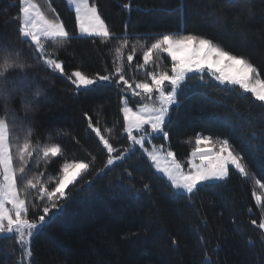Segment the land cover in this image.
Returning <instances> with one entry per match:
<instances>
[{
  "label": "trees",
  "instance_id": "1",
  "mask_svg": "<svg viewBox=\"0 0 264 264\" xmlns=\"http://www.w3.org/2000/svg\"><path fill=\"white\" fill-rule=\"evenodd\" d=\"M36 2L49 16L54 8L68 30L77 33L58 49L66 72L80 69L91 75L111 69L110 48L115 41L105 44L99 38L78 37L75 13L65 0ZM91 2L98 5L106 23L117 34L124 32L127 23L129 33L144 36L148 43L162 33L205 35L234 54L247 56L264 77V19L259 14L251 23L244 22L241 15L240 24L235 25L233 17L239 10L222 0ZM126 3L131 4L129 9L124 8ZM181 4L185 5L182 10ZM253 4L257 10L262 6L260 0H253ZM17 8L18 0H0V31L12 32L14 39L15 24L5 29L4 20L15 17ZM213 14H222L227 23L223 27L213 24ZM15 43L34 65L28 73L31 88L41 87L45 96L34 102V111L27 117L22 116L21 97L11 101V107L29 122L34 140L59 143L64 149L63 157L51 158L47 163L40 159L38 167L34 157L29 175L44 171L45 178L55 176L65 160L90 161L91 156L96 157L90 170L70 186L69 199L61 211L32 239L34 264H209L204 259L205 252L211 257L210 264H264L262 230L251 223L264 218L255 199V195L263 194L255 181L264 183V107L251 94L225 90L208 76L203 82H190L179 93V104L174 107L167 129L169 139L158 136L154 141L170 147L181 162L187 163L197 136L227 138L244 155L249 170V177L244 178L230 169L228 180L202 187L189 200L187 194L171 188L139 151L99 171L105 163L106 150L88 129L84 113L95 121L97 107L103 104L99 116L102 132L104 125L111 127L119 117L118 90L103 84L77 93L70 81L35 59L32 46L19 40ZM167 64L165 58L161 66ZM136 79L145 77L137 72ZM116 135L114 132L111 139L114 144ZM120 143L127 142L121 139ZM125 169L132 173L131 178ZM145 183L150 184L151 193L142 191ZM34 196L35 191L30 190L29 200ZM39 211L30 208V218ZM173 237L179 241L178 248L171 244ZM21 251L15 238L0 237V264H18Z\"/></svg>",
  "mask_w": 264,
  "mask_h": 264
},
{
  "label": "snow or ice",
  "instance_id": "2",
  "mask_svg": "<svg viewBox=\"0 0 264 264\" xmlns=\"http://www.w3.org/2000/svg\"><path fill=\"white\" fill-rule=\"evenodd\" d=\"M66 2L75 12L80 37L99 38L105 44L115 41L110 48L111 69L104 74L89 75L80 69L66 72L65 61L59 58L58 49L77 33L68 30L54 8L53 15L49 16L36 0H18L16 16L4 20L5 29L9 24H15V39L12 32L0 31V237L15 238L22 250L18 264H34L32 239L61 211L69 199L70 186H75L78 178L90 170L96 157L89 154L90 161L65 160L55 176L45 178L44 171L29 175V165L34 157L38 167L40 159L47 163L51 158L63 157L64 149L59 143L34 140L33 128L22 118L34 111V102H39L45 91L39 86L31 88L32 80L28 73L34 65L16 46V40L32 46L35 59L47 70L70 81L77 93L103 84L113 85L118 90L119 117L111 127L104 125L102 132L99 116L104 110L103 104L97 107L95 121L87 112L84 113L88 129L106 150V160L99 171L110 169L139 151L146 155L156 172L166 177L171 188L187 194L189 200L202 187L228 180L230 169L244 178L249 177V170L244 155L237 152L227 138L197 136L187 163L181 162L165 144L152 143L158 136L165 141L169 139L167 129L172 122L174 107L179 104V93L190 82L197 79L203 82L208 76L225 90L236 89L251 94L264 107V77L247 56L234 54L213 38L194 32L162 33L148 43L144 36L129 33L126 23L124 32L117 34L106 23L95 2ZM260 2L262 6L257 10L253 0H222V3L239 10L233 17L235 25L240 24L241 15L246 23H251L258 14L264 19V0ZM130 7L131 4H124L125 9ZM184 7L181 4V10ZM212 22L220 27L227 23L222 14H213ZM165 58L168 64L162 67ZM137 72H142L145 79L137 80ZM17 97H21L22 116L11 107V101ZM114 132L117 133L115 144L111 142ZM121 139L127 143H120ZM125 172L131 178L132 173L127 169ZM255 183L264 189L260 180ZM132 187L135 189V184ZM30 190L35 191L32 201L29 200ZM151 190L150 184L143 185L142 191L151 193ZM255 199L264 217V196L255 195ZM30 208L40 211L30 218ZM204 223L207 224L206 219ZM251 223L262 230L260 240L264 244V218L259 223L253 219ZM200 239L203 241L204 237ZM171 244L178 248L179 241L173 237ZM204 259L210 264L211 257L207 252Z\"/></svg>",
  "mask_w": 264,
  "mask_h": 264
},
{
  "label": "rangeland",
  "instance_id": "3",
  "mask_svg": "<svg viewBox=\"0 0 264 264\" xmlns=\"http://www.w3.org/2000/svg\"><path fill=\"white\" fill-rule=\"evenodd\" d=\"M66 1V0H65ZM67 3V2H66ZM90 3H91V0H90ZM67 6L69 7V9H71L73 12H74V10L69 6V4L67 3ZM75 13V12H74ZM77 32H78V26H77ZM78 37H80L79 35H78ZM81 38H91V37H81ZM83 90V89H82ZM152 143H155V144H159V143H156L154 140L152 141ZM190 158H191V155H190ZM189 158V159H190ZM158 173V172H157ZM161 176H163L161 173H159ZM166 178V177H165ZM78 180H79V178H78ZM262 196H264V189H263V194H262Z\"/></svg>",
  "mask_w": 264,
  "mask_h": 264
},
{
  "label": "built area",
  "instance_id": "4",
  "mask_svg": "<svg viewBox=\"0 0 264 264\" xmlns=\"http://www.w3.org/2000/svg\"><path fill=\"white\" fill-rule=\"evenodd\" d=\"M200 136H204V135H200Z\"/></svg>",
  "mask_w": 264,
  "mask_h": 264
}]
</instances>
